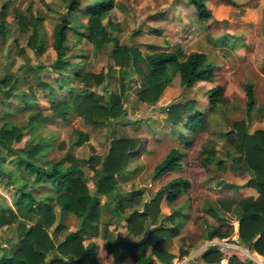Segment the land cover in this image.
<instances>
[{"label": "rangeland", "instance_id": "obj_1", "mask_svg": "<svg viewBox=\"0 0 264 264\" xmlns=\"http://www.w3.org/2000/svg\"><path fill=\"white\" fill-rule=\"evenodd\" d=\"M89 1L81 0V6ZM3 2H6L8 23L3 35H0V125L4 121L24 124L28 115L37 111L48 115L49 119L34 130L23 128L21 138L12 141L9 148L0 144V206L13 208L12 197L17 192L14 179L22 178L14 159L20 148H25L29 143L41 139L43 156L55 160L67 152L79 158H86L91 153L100 156L106 152L111 138L138 137L141 139L140 150L128 159L122 174L117 175L116 189L108 204H103L107 199L105 195L98 196L103 204L100 227L106 223L111 230L117 224L119 236L133 238L122 220L112 215L111 206L115 200L126 191L138 187L143 188L141 201L146 200L162 183L180 175L190 182L187 191L173 202L160 204L161 214L173 213L163 221L164 226H175L177 230L170 239L163 241L164 248L173 253L170 262L174 258L181 259L190 255L191 260L203 264L198 256L200 251L205 245L216 243L226 256L235 254L240 259H250L252 264H264V256L257 257V253L239 242L236 235L237 220L233 214L228 219L232 223L233 232L227 244L216 238H205L206 224L214 220L204 208L206 201L226 193L212 184L214 180L205 181L207 175L214 179L218 177L215 163L202 167L197 162L200 148L204 144H216L215 155L224 158L227 163L238 155L226 143L224 133L231 127L232 120L245 117L243 84L246 80L253 83L255 92V104L246 130L251 133L257 128H264V0H206V6L211 11L206 21L196 18L188 0H114V6L108 14L111 25H108L107 30L116 36L119 43L138 47L146 57L155 50H170L177 46L184 51H202L207 60L216 65V69L213 80H197L189 87H182L171 64L168 67L170 78L160 98L154 104L140 105L135 96L137 69L132 65L124 69L114 66L105 88L118 92L120 80H123L127 87L123 99L127 123L109 120L104 125L84 122L75 111H69L65 118L51 114V100L66 95L68 89L82 91L77 80H70L72 64L65 66L57 76L49 68V63L54 59L51 47L52 26L59 20L64 9L61 0H0V5ZM17 15L22 16L23 20L39 17L35 29L41 40V51H35L27 45L32 25L27 24L21 29ZM72 18L78 22L85 21L80 12L72 15ZM105 20L106 17L103 18ZM135 29L139 31L137 34L132 33ZM67 43L70 60L76 61L75 57L82 55L77 66L84 71L91 66L104 67L111 61L108 54L110 44L94 51L85 35L76 32L68 35ZM141 68L146 69L144 61L141 62ZM10 76L16 77V84L6 94L4 91L8 90L9 85L1 80ZM215 83L222 85L225 101L210 109L207 108L205 90ZM94 90L103 92L104 88L98 85ZM186 99L194 101V108L207 111L203 127L195 133L185 131L182 122L172 123L166 117V106L169 103ZM78 131L86 133L87 138L79 145H73ZM179 132L184 133V138L191 142L189 145H186L185 140L180 141ZM172 146L186 150L182 166L153 177V166ZM225 150L228 155H225ZM82 169L87 187L92 192L93 171L87 165H83ZM236 173V182L242 183L244 179L238 176L240 171ZM29 184H32L31 180ZM244 190V187L238 188V194H235L251 197L257 195L254 187ZM137 207L140 208V204ZM174 209L177 211L172 212ZM53 211L55 218L47 232L56 242L76 227L79 217L61 211L56 204ZM15 225L12 223L8 231L0 229V249L14 238ZM92 240L97 246L98 263L113 264L107 258L109 254H105L101 236L93 237ZM225 260L223 258L220 264ZM129 261L132 259L128 256L120 264H128ZM156 264L162 263L157 261Z\"/></svg>", "mask_w": 264, "mask_h": 264}, {"label": "trees", "instance_id": "obj_2", "mask_svg": "<svg viewBox=\"0 0 264 264\" xmlns=\"http://www.w3.org/2000/svg\"><path fill=\"white\" fill-rule=\"evenodd\" d=\"M188 1L198 20L206 21L210 18L211 11L206 6V0ZM61 2L63 12L52 26L51 47L54 59L49 63V68L57 76L65 66L72 64L70 80H77L82 91L68 89L66 95L51 100V114L65 118L69 111H75L84 122L92 125H104L109 120L127 123L123 106L127 87L122 77L118 92L105 88L114 66L124 69L132 65L137 69L138 85L135 96L140 105L154 104L160 98L170 78L168 67L171 64L182 87H189L197 80H213L216 65L208 61L202 51H184L177 46L170 50H155L146 57L138 47L119 43L116 36L107 30L108 25H111L108 14L114 6V0H91L83 6L81 0ZM76 12L84 15V22L72 18ZM38 19V16H34L23 20L22 16L17 15L21 29L27 24L32 25L27 45L35 51L42 50L41 40L38 39L35 29ZM7 23L6 2H3L0 5L1 36ZM75 32L85 35L94 51L110 44L108 54L111 61L104 67L91 66L86 71L77 66L82 55H77L76 61L70 60L67 43L68 35ZM138 32L137 29L132 31L133 34ZM142 61L145 62V70L141 68ZM11 77L1 80L9 85L8 90L4 91L6 94L16 84V77ZM98 85L104 88L103 92L94 90ZM243 87L245 117L232 120L231 127L224 133L226 143L238 155L227 163L224 158L215 155L216 144L210 143L201 146L200 155L197 157V162L202 167L215 163L218 177L214 179L207 175L205 181L214 180L212 184L226 193L207 199L204 208L214 220L206 224L204 236L208 240L216 237L220 241L229 242L233 227L228 219L233 214L237 220L239 242L247 249L264 256V128L247 132L255 104V92L253 83L249 80L244 82ZM205 93L207 108L212 109L225 101L223 87L219 83L208 87ZM206 113V110L194 108V101L188 99L174 101L166 106L168 120L172 123L182 122V128L189 133H195L203 127ZM47 119L48 115L37 111L29 114L24 124L2 122L0 144L9 148L12 141L21 138L23 128L34 130L45 124ZM184 136V133H178L180 141L185 140L186 145H189L191 142ZM86 138V133L78 131L72 144L79 145ZM41 144V139L31 142L25 148H20L15 155L14 164L22 178L14 179L17 182V192L12 197L13 208L8 205L0 206V229L8 231L9 226L16 223L15 236L0 249V264H99L97 246L92 240L98 235L103 239L106 254L112 257L127 255L131 257L133 264L170 262L173 253L164 248L163 241L170 239L177 230L175 226H164L163 221L169 219L173 213L161 214L160 204L173 202L187 191L190 182L186 177L178 175L168 179L143 201L142 187L128 190L116 199L111 206L112 215L122 220V224L133 237L124 238L119 236L117 224L111 230L106 223L100 227L101 206L108 204L116 189L117 175L122 174L128 159L140 150L141 139L117 136L110 139L103 155L91 153L86 158H79L67 152L55 160L43 156ZM224 153L228 155L227 150ZM186 155L185 149L170 147L153 166L152 176L179 169ZM83 165L93 171L92 192L87 187ZM237 171H240L238 176L244 179L242 183L235 180ZM29 180L32 184H29ZM242 186L256 188L257 195H236L238 188ZM100 194L107 197L103 204L99 201ZM55 204L61 211L71 212L79 217L76 227L56 242L47 232L55 218ZM138 204L140 208L137 207ZM176 211L174 209L172 212ZM238 214L240 218L237 217ZM198 256L203 264H220L223 258L226 259L223 264H252L250 259H240L235 254L224 255L216 243L206 245ZM188 264L199 263L190 260Z\"/></svg>", "mask_w": 264, "mask_h": 264}, {"label": "crops", "instance_id": "obj_3", "mask_svg": "<svg viewBox=\"0 0 264 264\" xmlns=\"http://www.w3.org/2000/svg\"><path fill=\"white\" fill-rule=\"evenodd\" d=\"M242 187H244L245 188V190L244 191H246L247 189H248V187L247 186H242ZM242 187H240L241 189H242ZM100 195H102V194H100ZM100 195H98V196H100ZM73 230V229H72ZM236 235H237V231H236ZM214 238H216V237H214ZM216 239H218V238H216ZM226 243V242H225ZM227 244V243H226ZM104 246V245H103ZM256 253V252H255ZM105 254H106V250H105ZM258 254V253H257ZM108 254H106V256H107ZM258 255H260V254H258ZM109 256L110 257H108L107 256V258L108 259H111V262L113 263V264H120V262L122 261V260H126V258H128V256L127 255H117V256H114V257H112L110 254H109ZM128 264H133V261H129V263Z\"/></svg>", "mask_w": 264, "mask_h": 264}, {"label": "built area", "instance_id": "obj_4", "mask_svg": "<svg viewBox=\"0 0 264 264\" xmlns=\"http://www.w3.org/2000/svg\"><path fill=\"white\" fill-rule=\"evenodd\" d=\"M210 240V239H209ZM211 244V243H209ZM208 245V244H207ZM206 246V245H205ZM192 259V257L190 255L188 256H184L183 258H174L173 262H170V264H188L189 261Z\"/></svg>", "mask_w": 264, "mask_h": 264}, {"label": "water", "instance_id": "obj_5", "mask_svg": "<svg viewBox=\"0 0 264 264\" xmlns=\"http://www.w3.org/2000/svg\"><path fill=\"white\" fill-rule=\"evenodd\" d=\"M237 217L240 218V215L238 214Z\"/></svg>", "mask_w": 264, "mask_h": 264}]
</instances>
